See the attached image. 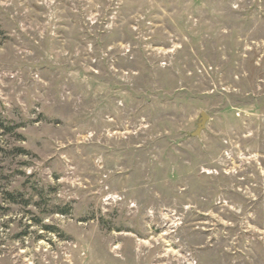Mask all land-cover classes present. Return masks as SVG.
<instances>
[{
	"label": "rangeland",
	"instance_id": "rangeland-1",
	"mask_svg": "<svg viewBox=\"0 0 264 264\" xmlns=\"http://www.w3.org/2000/svg\"><path fill=\"white\" fill-rule=\"evenodd\" d=\"M0 264H264V0H0Z\"/></svg>",
	"mask_w": 264,
	"mask_h": 264
},
{
	"label": "water",
	"instance_id": "water-1",
	"mask_svg": "<svg viewBox=\"0 0 264 264\" xmlns=\"http://www.w3.org/2000/svg\"><path fill=\"white\" fill-rule=\"evenodd\" d=\"M207 119H208V117L206 116V114L204 112H201L199 114V116H198V124L196 126V129L194 130V132L189 134V136H191V137H199L200 133L202 132V130L205 127V123H206Z\"/></svg>",
	"mask_w": 264,
	"mask_h": 264
}]
</instances>
